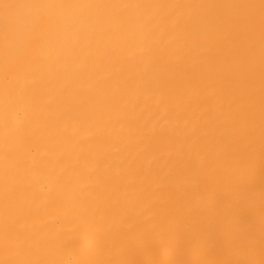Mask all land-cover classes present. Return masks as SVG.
I'll return each mask as SVG.
<instances>
[{
  "label": "bare ground",
  "instance_id": "6f19581e",
  "mask_svg": "<svg viewBox=\"0 0 264 264\" xmlns=\"http://www.w3.org/2000/svg\"><path fill=\"white\" fill-rule=\"evenodd\" d=\"M262 259L261 0H0V264Z\"/></svg>",
  "mask_w": 264,
  "mask_h": 264
},
{
  "label": "snow or ice",
  "instance_id": "6c2138e0",
  "mask_svg": "<svg viewBox=\"0 0 264 264\" xmlns=\"http://www.w3.org/2000/svg\"><path fill=\"white\" fill-rule=\"evenodd\" d=\"M262 6H264V0H261ZM120 264V262H118ZM127 264H135V262H127ZM148 264H156V262H148ZM161 264H225V262H200V261H184V262H161ZM228 264H256L255 261H233ZM259 264H264L262 259Z\"/></svg>",
  "mask_w": 264,
  "mask_h": 264
}]
</instances>
